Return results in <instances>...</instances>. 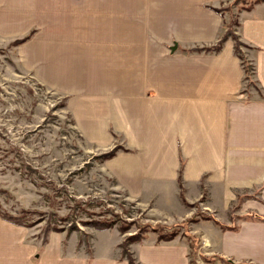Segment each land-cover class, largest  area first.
<instances>
[{
    "label": "crops",
    "instance_id": "0c3cea01",
    "mask_svg": "<svg viewBox=\"0 0 264 264\" xmlns=\"http://www.w3.org/2000/svg\"><path fill=\"white\" fill-rule=\"evenodd\" d=\"M225 1L0 0V32L36 29L21 57L65 95L87 149H128L101 161L113 185L165 222L179 220L174 211L196 207L181 198L183 164L187 202L205 194L216 219L237 221L205 232L208 252L264 264V1L239 13L236 31L250 46L256 86H247L232 38L218 52L188 51L218 40L225 14L209 5ZM72 233L51 231L38 254L43 240L0 217V264H130L123 233L113 246ZM157 239L153 231L129 245L136 264H192L188 242Z\"/></svg>",
    "mask_w": 264,
    "mask_h": 264
},
{
    "label": "rangeland",
    "instance_id": "374dc122",
    "mask_svg": "<svg viewBox=\"0 0 264 264\" xmlns=\"http://www.w3.org/2000/svg\"><path fill=\"white\" fill-rule=\"evenodd\" d=\"M254 2L225 1L221 5L225 22L237 31L239 13ZM23 36L0 32V207L26 220H34L36 224L26 227L41 240L50 222L52 227H63L67 232L71 228L70 233L82 234L81 240L88 246L92 242L113 246L120 239V226L126 224L124 220L135 219V224L130 225L123 240L126 235L139 231L140 223L158 227L173 223L178 237L190 244L192 264H230L221 263L206 248L205 232H216L220 228L215 221L203 219L204 215L211 214L204 203L205 194L198 199L196 207H190L192 214L188 216L186 206H181V215L173 212L179 220L165 222L162 216L152 215L149 208L141 207L137 200L113 185L101 160L93 158L96 151L84 146L67 109L65 95L41 82L24 64L19 45H10ZM241 52L251 66L247 86H256L255 65L246 55L249 48L242 46ZM164 190L167 194L172 192L170 187ZM25 211H30V216ZM233 211L235 209L231 208ZM220 216L224 218L222 213ZM192 217L199 220L190 221ZM92 218L117 223L93 236L97 228L85 224ZM221 218L218 220L222 223L233 224L228 217ZM152 232L145 233L144 237Z\"/></svg>",
    "mask_w": 264,
    "mask_h": 264
},
{
    "label": "trees",
    "instance_id": "16d2710c",
    "mask_svg": "<svg viewBox=\"0 0 264 264\" xmlns=\"http://www.w3.org/2000/svg\"><path fill=\"white\" fill-rule=\"evenodd\" d=\"M239 1V0H238ZM264 0H255L254 3H252L250 6H248L247 8H244L246 10H250L254 7L255 4L257 3H260V2H263ZM211 8H213L214 10H216L217 12H220L223 14L224 12V9L220 6V7H214L212 5H209ZM240 23H238L239 25ZM36 29H32L28 34L24 35L23 37H19V38H16L14 39L10 45L11 46H16V45H20L26 41H28L29 39L32 38L33 34L35 33ZM228 38H232L234 40V45H235V52L239 55V57L241 58L242 60V64H243V67L245 69V78L248 80V78H250V69H251V66L250 65H247L246 63V59L243 58V55H242V52H241V47L242 46H245V47H250L247 43L243 42L240 38V35L235 31V29L232 27V24H227L224 20L223 22V30L218 38V40L212 44V45H205V46H196V47H193L191 49H189L188 51H198V52H218L222 49L225 41L228 39ZM172 49L175 50L177 49V45H173L172 46ZM128 150L126 149L125 147L117 144L115 145L114 147H112L111 149L105 151V152H102L98 155H95L93 158H96V159H99L101 161H104V160H107V159H110V158H113L119 150ZM182 173H183V164L182 166L180 167V170H179V177H178V181H179V185H180V188H181V198L183 200V202H185V204L189 207H193V206H196L198 203L195 202V203H189L187 202V200L185 199V191H184V188H183V185H182ZM30 211H25V214L30 216L29 215ZM25 215V216H26ZM117 215V213H116ZM0 216L9 221V222H12V223H15V224H18V225H22V226H28V227H31L33 226L34 224H36V222L34 220H26V218H24L23 216H17V215H13L5 210H3L1 207H0ZM203 219H207V220H214L216 224H218L219 226H221L223 229H235L236 226L235 225H227V224H224L222 223L221 221H219L218 219H216L212 214H207V215H204L203 216ZM199 219L198 218H194L192 217L190 219V221H198ZM126 221V224L124 225H121L120 226V231L121 233L125 234L126 232H128L129 228L131 227L130 225L133 223L135 224V219H132V220H124ZM117 223L116 220H110V219H102V220H98V219H95V218H92L90 219L89 221H85V224H88V225H93L95 226V228L99 229V230H104V229H108V228H111L113 227L115 224ZM139 225V231H136L134 233H131L129 235H126V237L124 238V240L121 242V247H122V251H123V255L127 257V259L129 260L130 264H136V261H135V258L133 257L132 255V252L130 251V248H129V245L132 243V242H136V241H140L144 238V234L149 232L150 230L152 231H155L158 233V241H170V240H173L175 237H177L179 235V232L175 230V226L172 224V225H160L162 227H158V226H152L148 223H143V224H138ZM176 225V224H175ZM65 228L63 227H56L54 225V227L51 226V223L48 222V224L46 225L45 227V234H44V238H43V243L38 251V254L40 253V251L43 249V245L44 243L47 242L48 240V234L51 232V231H63ZM71 228L67 229L68 230V234H70ZM73 229V228H72ZM168 230V231H166ZM219 260L223 263L228 262L227 260L223 259L222 257H218Z\"/></svg>",
    "mask_w": 264,
    "mask_h": 264
}]
</instances>
